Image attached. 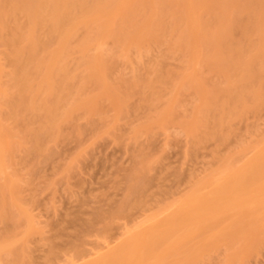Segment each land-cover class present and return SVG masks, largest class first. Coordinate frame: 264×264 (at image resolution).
Returning a JSON list of instances; mask_svg holds the SVG:
<instances>
[{"label":"rangeland","instance_id":"rangeland-1","mask_svg":"<svg viewBox=\"0 0 264 264\" xmlns=\"http://www.w3.org/2000/svg\"><path fill=\"white\" fill-rule=\"evenodd\" d=\"M153 1L159 8L160 0ZM182 1L163 0L168 8L157 17L139 13L136 4L130 13L131 21L127 22L126 31L131 36L124 40V50L117 47L119 43L110 34L117 28L112 23L106 25L103 39L92 41L90 50L83 55L77 42L86 36L87 30L84 26L78 27L67 40L69 53L61 63L64 66L61 72L65 74L61 84L66 98L61 102V115L55 120L56 133L38 143L31 139L30 130H37L41 125L39 116L46 112L50 96L45 92L32 95L30 89H21V84L15 82L16 72L5 43L19 29L26 28L27 21L23 14L14 16L10 13L8 6L0 7V138L2 134H8L11 139L10 149L1 154L0 183L4 184L6 206L4 211L0 210V242L11 239L3 243L6 246L0 250V264H10L7 261L13 258L25 259H19L21 264H28L25 263L28 259L31 264H84L116 246L125 232L148 227L155 229L157 222L181 202L193 186H199L200 193L210 195L215 188H203L211 178L210 174L216 173L212 176L220 178L229 166H234L232 164L242 167L264 154V81L249 80L253 82L245 87V101L234 103L220 90L227 85L226 78L241 81L237 72L215 67L210 70V66L191 61L194 51L199 50V47L194 49L195 44L202 48L199 52L214 50V44L203 45L204 32L217 36L223 30L220 19L237 18L241 25L249 28L246 34H241L239 29L231 31L233 41L241 45L238 71L251 68L249 74L252 77L258 74L264 64V44L260 40V33L264 31V0H249L261 3L229 13L214 8L212 0H198L203 7L200 14L203 26L187 35L189 44L179 47L178 36L185 32L182 30H186V24L183 19L173 16V12L185 11ZM149 9L150 6L145 8L146 11ZM78 11L79 7H76L73 12ZM174 19L179 20L178 28L171 30L169 26ZM135 22L144 31L136 33L129 27ZM49 25L45 23L38 29L41 38L51 36ZM53 44L50 49L55 46ZM93 56L102 58L107 67L104 82L95 77L98 68L84 70L86 60ZM43 70L45 75H50L48 82H60L55 76L59 69L47 67ZM194 73L206 81L209 92L215 91L217 97L221 94L222 101L202 105L201 94L192 88L190 78ZM38 76L33 79V89L40 85ZM145 80L151 83L146 86ZM137 83L145 84V88L144 85L138 87ZM105 87L108 88L100 90ZM140 89H146L145 93ZM256 91L261 95L254 100L250 96ZM74 98L90 101L91 111L79 107L69 117L65 105ZM221 105L224 107L219 109ZM202 111H208L209 115L202 116ZM194 120L198 124L196 133L192 134L188 132V124ZM35 146L39 152L31 150ZM146 163L150 168L144 166ZM142 172L149 177L145 178ZM141 177L145 180L141 181ZM261 178L258 182L252 176L248 185L239 188L244 190L245 194L239 190L244 198L237 188L232 187L238 193L235 196L229 190L232 192L229 197L233 196L235 201L241 197L243 201L239 213L244 211V217L237 225L238 235L216 239L194 264H264V238L261 239L260 234L264 237V175ZM133 181L145 188L137 196V193L135 196L130 193L127 197ZM227 192H223L225 195L215 189L212 194L220 193L222 197H209L217 198L219 202L223 199L224 203L230 200L226 205L231 207L235 205L231 202L235 201L226 197ZM1 196L0 192V199ZM138 201L145 203L140 206ZM122 205H125V212ZM154 213L158 215L154 216ZM242 213L239 215L243 216ZM109 214L112 219H121L110 223L112 226L108 223V230H104V219L109 221ZM250 221L262 232L252 233L253 236L248 234L245 236L248 241L244 242L242 236ZM204 224L214 231L222 227L219 218ZM108 225L106 223V228ZM102 230L108 231V235ZM255 234L259 240L254 239ZM246 243L249 250L236 256L238 246L246 247ZM71 248L78 250L72 253Z\"/></svg>","mask_w":264,"mask_h":264},{"label":"bare ground","instance_id":"bare-ground-1","mask_svg":"<svg viewBox=\"0 0 264 264\" xmlns=\"http://www.w3.org/2000/svg\"><path fill=\"white\" fill-rule=\"evenodd\" d=\"M211 3L214 8L229 13L253 5L257 7V5H259L261 2L260 1L252 2L249 0H243L242 3H240V0H212ZM136 4H138L140 10L139 13H148L154 17H157L160 14V12L164 13V9L168 8V4L163 2V0H160L159 8H157L156 5H154L153 0H0V7L4 8L5 6H8L10 13H12L14 16H16L18 13L23 14L27 21L26 28L19 29L18 32L12 35L5 43V47L8 49V50L6 49V51H8L7 54L12 60L13 67L16 72V79L14 78L15 82L17 84H21L20 85V87H22L21 89L25 87L30 89L32 91V95H38L42 92H45L50 96L49 99L50 103L48 106L46 103L45 106L47 108L46 112L39 116L41 121V125H40L41 128L39 126L37 130L35 129L30 130V137L32 140H34L35 143L42 141L46 136H52L54 133H56L57 125L55 120L58 116L61 115L60 110L63 107L61 105V102L66 98V94H63V85L61 84V78L65 77L64 72H61L63 71L62 68L64 67L61 63H63L64 58L69 53V48L67 46L68 38L74 34L75 30L78 27L84 26L83 28L87 30L86 34H84L86 36L80 38L79 41L77 42V45L80 52L83 55H85L86 52L90 50L91 42L101 41L103 39V36L106 34V25L113 23L117 25V28H113L110 31V34L115 38V42L119 43L117 44V47L124 50L126 49V46L124 45L123 42L125 39L131 36V34L126 31V27L128 26L127 22L128 20L129 22L131 21L130 13L132 12V8ZM181 5L185 8L184 12L180 10H176V11L174 10L173 12V16H177L176 18H178L179 20L183 19L186 24V30H182L185 32L181 33V35L178 36V39L180 40V42L178 43L179 47H182L185 43L189 44L188 42L190 41V39L188 38L187 35L190 32L198 31L203 26L202 20L200 18V14L203 10V7L198 3V0H183ZM147 6H150V9L148 11L145 10ZM76 7H79V11L77 13H74L73 11L74 8ZM259 13H261V11H259ZM78 15H80L79 18L76 17ZM174 20L175 22L172 24V26H169L171 30H176V28H178L179 20L176 19ZM45 23L50 24L49 31L51 33V36L47 39L41 38L37 33L38 29H41V26ZM219 23L222 24L223 26V30L221 31L220 34H218L217 36H212L204 32L202 35V38L203 39L205 38L204 40L206 41L204 42L203 40V45L214 44L213 45L214 50L206 53H204L203 50L199 52V50L202 48L195 44L194 49L196 50L197 47H199V50L197 49L198 52L197 50L194 51V55L192 56L191 61H193L192 62L193 64L197 63V64H204L207 67L210 66L211 67L210 70L215 67L220 70L226 69V71L232 70L237 72V75L239 76L241 81L238 82L236 80H232L231 78H226L227 85L224 86V88L221 89L220 91L221 94L222 93L223 95L226 94L228 98L232 100L234 103H238L240 101H245L244 100L245 97L243 95V92L246 90L245 87L253 82V81L250 82L249 80L261 79L262 81H264V64L260 66L262 70L258 73L259 75L255 74L253 77L249 74L251 68H249L247 71L244 70L238 71V62H239V53H240L238 50L241 45L233 41L234 40L233 33H231V31L232 29H239L241 34H246L249 28L248 26L241 25L237 18L233 20L220 19ZM139 25L140 24L135 22V23H130L129 27L131 29L133 28L136 33L138 32L141 33L142 31H144V29L141 25L140 26ZM260 35H261L260 40H262V44H264V31L261 32ZM52 42H54L53 45L55 46L50 49ZM256 45L258 47V43ZM97 46L99 48L100 44L98 43ZM86 61H87L85 63L86 68L84 70L91 68H98L97 71L95 72V77L98 78L99 81L104 82L107 72V67L103 63L104 60L102 58H98L97 56H93V57H89L88 60ZM218 62H221L223 64L218 65ZM248 64L251 65L249 62ZM47 67H53L60 70V72L55 75L59 77L60 82L58 83L48 82L50 75L48 77L47 75H45L44 70L43 72L41 71L42 69H45ZM195 73L193 78L190 79L193 81L192 88L201 94L202 105H206L208 103H213L216 101H222V97H221L222 95L221 94H220L221 96L219 95V97H221L219 99V97H217L218 95L216 96L215 91L209 92L208 88L205 86L206 81L203 79H199ZM37 75H39L38 78L40 85H38L39 87H37L36 89H33L32 88V84L34 82L33 79H35L36 78L35 76ZM149 82L147 81L145 82L146 86H148L151 83ZM137 84L139 87V85L141 86L142 83L141 84L137 83ZM143 85L145 88V84ZM143 85L141 86L142 88ZM150 87L151 85L148 88ZM106 88L108 87H105L103 89L100 88V90H105ZM144 90L142 89L141 92L143 93ZM260 95L261 93H258L257 91L254 93L252 92L250 98L256 100L258 97H260ZM65 106L69 113V117H71L72 113L75 112L79 107H86L88 108L89 112L91 111V107H92L90 101L85 100L83 98H74L72 102L66 103ZM223 107L224 105H221L219 106V109H222ZM201 113L202 116H205L208 114V111L205 112L202 111ZM198 115L200 118V110L198 112ZM195 120H197V118ZM195 120L188 124L189 133L193 134L196 133L197 131L196 127L198 123ZM158 122L160 123L161 119L158 120ZM10 142H11L10 136L8 134L6 135L2 134L0 138V165L2 163L1 154L3 151L5 152L6 150L10 149L9 148ZM37 149L38 148L36 146L31 148L33 152L35 151L37 152L38 151ZM227 162L225 163L227 164ZM149 164L150 163L148 162V165ZM148 165L147 163L144 164V166H148ZM232 165L234 166H232V168H230L231 166H229V168L226 170L227 171L226 174L224 171V174L220 178L214 177L216 176V173L215 175L210 174L211 178L207 176V179L209 178L210 179L207 182H205L203 188L204 187L206 188L207 186L208 187L212 186L213 188L216 189V192L223 193L229 191L230 189L232 190L233 187V189L234 188L238 189L237 191L239 192V194L242 192L243 194H245L244 190H241L239 188L243 189L245 185H248V182H250L249 179H251L252 176L254 177V181L260 182L259 180H261L262 179L261 177L264 175L263 174L264 154L254 157L251 160V162H249V164H246L242 167L235 166V163ZM144 166L142 167L144 168ZM37 167L39 166L37 165ZM145 168L146 171L144 170V173L146 174L148 170L147 167ZM137 169L142 170L140 169V167H138ZM225 169L226 168H224V170ZM3 170L1 169V171ZM144 173L142 172L143 175H145ZM146 175L144 177L148 178L149 176L146 177ZM132 176L133 175H131L130 178H132ZM212 177H214V179ZM255 177H257L259 180H257ZM142 179L143 177H141V181ZM131 180H133V178ZM136 182L134 183L133 181L132 182L133 184L131 183V185L129 186V194H127V197L128 195L131 196L130 193L132 194V196L133 195L135 196L136 193L137 196L138 192L142 193L141 190H143L145 186L142 189L141 187L143 185L140 186L139 183ZM143 183L146 184L147 182L145 183L144 181ZM139 186H140V190H139ZM215 189H213L214 193H215ZM200 190L201 188L199 186L198 187L193 186L191 188L190 193L187 194L181 202L173 206L172 207L173 209L169 213H167L164 217H162L160 221L157 222V226L155 229L152 227L151 228L148 227L146 229H139L136 231L134 230L131 232H127V234L125 232L123 239L116 246H114L113 248H109L107 251L102 252L101 254L96 256V258L88 262H85L84 264H194V262H196L195 260L199 256L204 255L207 252L206 250L208 249V247L213 243H215L216 239L222 240L229 235H232L234 237L237 236L238 235V233L236 232V229L238 228L237 225H239L238 223L244 217L243 215L244 211H241V213L243 212L242 213L243 216L239 215L241 214L239 213V210L242 209V208L239 209V207L243 205V201H241L240 199H242L241 197L243 195L241 196L240 194L241 197H237L235 201V198L233 196L229 197V195H232L231 194L232 192L231 191L227 192L229 194L226 197H228L229 199L232 198L235 201V202H231L233 204L235 203V205L232 204L233 206L228 207L230 206V205L228 206L226 205L227 203L230 202V200L228 201V198L223 196L224 199L226 198L225 200L228 201L226 203H224V200L222 198H219L222 199L220 202L223 201L222 203H224V205L223 204L221 205V203L216 200L217 198L214 199V197L217 196L219 197V195L222 197V195L225 193L223 194L219 193V195L216 193L217 195L216 196L212 194L213 193L212 192L211 193L212 195L211 194L205 195L204 193L203 194L200 193L201 192ZM239 190H241L242 192H240ZM0 192L2 195L0 199V210L4 211L6 206L5 203L6 200L4 199L5 198L4 184L2 183H0ZM236 193H237L236 190L233 191L234 196ZM213 195L214 197L212 198L209 197ZM140 203L142 202H139V205ZM123 206L125 205H122V207ZM122 207H120L119 210L121 212H122ZM130 207H132V205ZM123 210L125 212V207H123ZM116 212L118 213V211ZM128 213H129V209H128ZM154 214H155L154 216L158 215V213H154ZM107 217H111L110 214ZM212 218H219L220 224L222 225L219 231H214L213 228H211L209 225L206 226L204 224L206 221ZM111 219L112 217L109 218L108 221V219L106 218L104 219L105 222L101 219V221H103L105 224L104 230L105 229L108 230L109 228L108 223L109 224L113 222L115 223L118 220L117 218H114L111 221ZM70 220L71 219H69V221ZM250 222L251 223L248 225L247 231L242 236L244 242L248 241L247 240L248 238L245 237L248 234L251 236L252 233L253 234L256 233L258 235V233L262 232L261 228H260L261 230L260 232L257 231L256 228L253 226L254 223L252 221ZM106 223L108 225L107 228H106ZM110 225L112 226V224ZM107 232L103 231V233H106V235H108ZM260 234L262 237L261 239H263L264 237L262 236V233ZM250 236H249V240H250ZM99 237L101 238V234ZM104 238L107 239V237ZM257 238L258 236L254 237V239ZM8 239L10 240L11 238L9 237ZM5 240L4 241L2 240L3 241V242L1 241L2 243L0 242V250L4 249L6 246L3 243L9 241V240L5 241ZM227 240L229 241L230 237ZM234 241L235 243H237L236 241L238 240L236 239ZM260 243L261 242H259V245ZM231 244L232 243H230V245ZM239 246L237 251L235 249L236 254L235 253L234 254L236 256H240L241 254H244L245 251L246 250L248 251L250 248L248 243H246V247L245 246L239 247ZM75 249L77 248H73V250ZM4 252L13 254L12 252H10V250L8 251L5 250ZM47 253H49V251ZM24 258L27 257L24 256ZM15 259L13 258V260L11 259V261L8 260L7 262L10 264L22 263L19 262V259L21 258L17 260ZM26 261L27 262L25 263L31 264V261H29V259Z\"/></svg>","mask_w":264,"mask_h":264}]
</instances>
